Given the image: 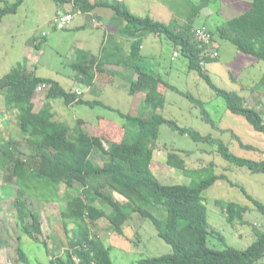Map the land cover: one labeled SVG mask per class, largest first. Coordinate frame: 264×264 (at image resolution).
<instances>
[{
    "label": "trees",
    "instance_id": "1",
    "mask_svg": "<svg viewBox=\"0 0 264 264\" xmlns=\"http://www.w3.org/2000/svg\"><path fill=\"white\" fill-rule=\"evenodd\" d=\"M25 1L17 0L11 4L6 1L4 7L0 6V24L5 17L17 14ZM51 1L61 8L72 4L73 9L84 12H92L99 6L92 5L89 0ZM211 2L204 0L195 6L189 20L182 26L177 21L165 24L151 17H139L124 2L114 0L101 4L110 7L127 24L122 32L132 38V49L131 59L126 64L139 75L130 93L132 96L137 93L146 95L142 105L144 115L125 114L98 99L86 100V92L78 95L68 91L56 80L30 72L26 60L1 79L0 90L6 93L7 109L19 113L18 139L12 137L5 143L0 133V170L7 172L3 188L4 191L5 188L8 190L5 191L7 195L12 192V185L18 188L15 201L17 224L21 223L27 235L39 240L38 236L43 231L42 216L28 204L29 197L36 194V197L44 198L45 202L60 203L65 229L74 226L73 236L68 235L69 248L64 255L51 257L50 264H115L111 247L105 244L100 235L95 237L92 234L91 226L106 218L112 232L125 237V225L133 214L149 220L159 237L173 249L170 254L143 259L138 264H264V231L256 230V241L245 250L229 246L226 238L209 224L204 193L217 182L225 181L240 188L263 215L264 203L253 198L244 187L233 183L226 175H215L213 163L204 169H189L185 159L178 154L183 151L174 148L168 154V167L187 176L198 172L205 178L192 185H164L155 172V149L159 144L161 127L167 125L195 142L216 146L226 161L246 167L253 173L264 174V160L237 157L212 135L204 136L193 128L182 127L177 121L164 117L160 111L166 106V94L175 91L201 108L206 122L217 128L216 123L209 118L205 102L168 83L155 69L146 67L141 55L144 37L158 35L167 38L188 60L189 70L198 72L226 101L229 111L245 117L257 132L264 135V117L261 112L249 107L247 99L238 93L219 88L209 75L207 65L218 62L220 57L212 58L209 50L195 44L194 21ZM206 25L202 24L208 28ZM210 31L215 37V32ZM217 32L240 52L264 62V0H253L247 12L219 26ZM37 40L35 38L33 42L35 48L40 50ZM105 62L99 61L89 52H79V59L73 65L78 75L77 82L85 87L93 86L99 76L107 75L110 80L108 83L112 84L111 79L115 75L102 69ZM261 80L264 85V75ZM41 83L50 86L46 96L49 102L61 100L68 107L102 106L117 112L126 122L119 124L99 118L95 124L96 131L91 135L83 128L86 124L84 119L78 120L75 129L66 122L57 121L56 113L49 103L36 112L34 101ZM23 147L29 150V154L22 152ZM244 148L253 149L251 146ZM183 153L192 154L188 151ZM94 156L99 157L102 165L93 162ZM115 194L124 201L115 198ZM217 206L222 209L230 225L247 224L245 216L251 211L250 207L222 201L217 202ZM211 236L217 238L224 249L212 247ZM18 255L27 263L28 258L21 246L18 247ZM74 257L78 258V263Z\"/></svg>",
    "mask_w": 264,
    "mask_h": 264
},
{
    "label": "rangeland",
    "instance_id": "2",
    "mask_svg": "<svg viewBox=\"0 0 264 264\" xmlns=\"http://www.w3.org/2000/svg\"><path fill=\"white\" fill-rule=\"evenodd\" d=\"M6 1L11 4L17 0H0V6L4 7ZM132 1L138 4L137 11L141 17H151L165 24H171L174 21L181 23V19L189 20L193 8L199 6L204 0H125L127 7H131ZM211 1L210 5L204 8L194 21L196 27L202 26L205 22L206 26L215 32V42L220 47V59L216 63L208 64L207 71L219 88L243 96L247 99L248 106L256 108L264 117V85L261 80L264 75V62L240 52L233 43L222 39L217 32L219 26H223L228 21L247 12L253 0ZM56 10L57 5L51 0H26L25 6L19 9V14H14L17 16L9 15L2 20L0 24V79H3L11 70L24 62L22 58L27 46L34 45L32 41L34 36L46 33L47 37H42L44 41L42 54L38 53L41 56L36 61L38 76L59 80L68 90L73 89L74 86L80 89L81 85L76 84L70 77L77 73L70 66L75 56L72 49L74 42L78 38H83V35H88L91 29L87 30L86 34L81 35L65 31L56 33L52 23ZM210 13L212 14L208 20L206 18ZM77 20L78 18L75 19V22ZM93 31L96 33L98 31L96 39L98 44L104 36L99 33V30L94 29ZM147 52L152 53L150 57L152 60L154 58V69L168 83L205 102V109L209 118L213 123H216L217 128L206 122L201 108H197L189 99L175 91H168L166 94V106L160 111L164 117L177 121L182 127L193 128L204 136L212 135L213 138L221 140L229 147L237 157L254 161L264 160V135L257 132L245 117L229 111L226 101L217 95L199 73L189 70L188 60L172 42L164 37L161 43L155 44L151 48L149 46ZM173 58L175 59L173 60ZM168 69L171 70L169 76L165 74ZM117 79L118 82H121L119 77ZM115 86L114 88L107 87L98 100L125 114L133 116L145 114L142 106L135 103L137 100L133 96L118 88L117 84ZM82 88L86 91L85 98L91 100V89L88 90L84 86ZM87 90L90 93H87ZM44 93L46 94V92ZM45 100L46 97L40 99L41 104H44ZM58 102L63 103L61 100ZM56 113V119H64L74 129L77 127L78 118L86 120L83 128L91 135L96 131L95 124L99 118H107L119 124L126 122L117 112L102 106L91 108L83 105L68 110L65 106L58 104L56 105ZM8 121L9 124L6 125L9 128L8 136L18 139L20 130H18L19 120L17 116L10 117L7 119ZM244 146H251L253 149H247ZM173 148L192 153L191 155L183 152L178 153L185 159L189 169H204L213 163L215 175H226L233 183L244 187L253 198L264 203V174L253 173L246 167H239L226 161L219 154L216 146L195 142L190 137L181 135L167 125L161 127L159 144L155 149V172L162 184L192 185L194 182L199 183L205 178L203 174L198 172L192 176H187L179 170L168 167L166 164L168 154ZM22 152L29 154V150L24 147ZM93 162L102 165L97 156L93 157ZM6 177L7 172L1 169L0 216L8 222L11 221V228L14 230L11 233L14 238V245L20 243L21 249L28 258L27 263H25L19 258L15 250L10 249V259L15 258L16 260L9 262L13 264H50L51 257L62 256L69 248V236H73L72 229L74 226L71 225L67 229L68 231L65 229L60 203H43L45 202L44 198L36 199L34 195L30 207L41 212L43 231L38 236L39 240L31 238L24 232L21 223L17 224L20 227L16 226L18 219L17 216H14L16 215L14 208L17 206L15 201L18 188L12 185L13 190L9 197L5 193L8 190L5 188L4 191L3 188ZM204 197L208 206L211 228L221 233L229 246L245 250L256 241V230L264 231V215L255 209L240 188L233 187L228 182L219 181L204 193ZM115 198L124 201L118 194H115ZM2 201H4L3 207L1 206ZM219 201L235 202L250 207L251 211L245 216L247 224L230 225L222 209L217 206ZM9 216L13 219L10 218V220ZM125 228V237H121L112 232L110 222L106 218L91 226L92 234L95 237L100 235L105 244L111 247L115 264H138L143 259L161 257L172 253V247L159 237L153 224L140 215L133 214ZM19 238L21 242H19ZM1 240H3L2 237ZM210 244L216 249H224L223 244L214 236H211ZM0 250L2 249L0 248Z\"/></svg>",
    "mask_w": 264,
    "mask_h": 264
},
{
    "label": "crops",
    "instance_id": "3",
    "mask_svg": "<svg viewBox=\"0 0 264 264\" xmlns=\"http://www.w3.org/2000/svg\"><path fill=\"white\" fill-rule=\"evenodd\" d=\"M25 2L21 6L20 9H22L25 6ZM89 2L91 3L92 0H89ZM124 3H125V1H124ZM138 7H139L138 4L135 3L134 1H132L131 7L130 8L128 7V8L130 9V11L133 14L141 17V14L137 11ZM59 9H61V7L57 5V10H56L54 16L59 11ZM63 9L64 10L73 9L72 4L71 5L67 4L65 7H63ZM93 12L95 13L96 18L98 19L97 25H92L86 16H76L75 19L78 18V20L76 22L74 20L75 23L73 22V25L71 26V28H69V29H67V31H65V32H69V33L75 32L74 34L81 35L84 33L86 34L87 30L91 29V32L88 35H83L84 36L83 38L82 37L78 38L74 42L72 50L74 51L75 56H74V59L72 60L70 66H71V68H73V65L79 59V52H83V51L89 52L90 54L98 57L99 61L100 60H106L102 69H105V72H111L112 74H114L115 78L111 79V80H113V82H112V84H109L108 83L110 81L109 76H107V75L102 76V77L99 76L97 78V80L94 82L93 86H87L88 90L91 89V93H90V91L87 90V93H90V95L92 96L91 100L99 99L100 97H102V92L104 90H106L107 87L114 88V87H116L115 86L116 84H117L118 88L126 91L127 93H129L131 95V93H130L131 87H132L133 83H136L138 81L139 75L137 74V72L134 69H132V67H130L129 65L126 64V62L130 61V59H131L130 57H131V49H132V47H131L132 38L129 36V34L124 35L122 32L123 29H126L127 24L125 23V21L121 17H119L108 6L99 5L95 8V10H93ZM18 14H19V11L17 12V15ZM211 14L212 13H210V15H208L206 19L209 20V17H211ZM17 15H14V16H17ZM152 19L157 21V19H155V18H152ZM181 21L182 22L181 23L178 22V24L182 26V25H185L188 20L185 21V20L181 19ZM158 22H160V21H158ZM53 29L56 33H59V31L55 30L54 26H53ZM94 29L99 30V33H102V36H104L103 40L101 38L99 40L98 44L96 43L98 31L96 33L93 31ZM77 35H75V36H77ZM42 37H44V36L39 35L36 37L34 36V38L32 39V41H33L35 38H38L36 44H39L40 50L35 48V45L27 46L26 52L24 53V57L22 58V59H24V61L25 60L27 61V63H28L27 66H28L29 71L36 73V74H37L36 61H38L39 57L41 56L42 48H43L42 47L43 46ZM163 38L164 37H160L158 35H154V36L149 35V36H146L143 38V43L141 46V55H142L143 61L145 62L146 67L154 69V64H153L154 58L152 60V57H150V55L152 53L147 52L148 47L150 46V48H151L152 46L154 47L155 44L161 43ZM38 53H41V54H38ZM220 57H221V54H220ZM174 59L175 58H173V60ZM34 69H36V70H34ZM170 71L171 70L168 69L165 72V74L169 76ZM77 76L78 75L76 73V75H71L70 77L76 84H79L77 82V80H78ZM39 77H41V76H39ZM118 77L121 79V82H118V79H117ZM43 78L53 79L50 77H43ZM53 80H55V79H53ZM56 81L61 83L59 80H56ZM61 85H62V83H61ZM80 85L81 84H79V86ZM83 86L84 85H81L79 90L82 92H86L85 90H83V88H82ZM75 89H77V88L74 86L73 89H70V90L67 89V90L73 91ZM5 95H6L5 91L0 90V124H1L0 132H1L2 137H3L2 140L5 143H8L10 141V138H12V136H10V135L8 136L9 128H7L6 125L9 124V121L7 122V119H9L12 116L13 117L17 116V118L19 120V113H18V111H9L7 109ZM46 96H47V92H46V94L45 93H37L35 101H34L36 112H39L40 110H42L45 107V105L48 103L51 104L53 111L55 113H56V105H58V104L65 106V108H67L68 110H70V109L73 110L77 107V106L76 107L75 106H71V107L69 106L68 107L64 104L63 101H62L63 103H59L58 102L59 100L49 102L47 100ZM44 97H46V100L44 101V104H41L40 99L42 100V98H44ZM84 97H86V94ZM133 97L137 100L135 103L142 106L146 95L144 93H137ZM86 100H88V99H86ZM56 117H57V113H56ZM58 119L59 118H57L56 120L60 121V122H66L64 119H61V120H58ZM77 120H80V119L78 118ZM66 123H68V122H66ZM68 124H70V123H68ZM36 196H34V198L38 199L39 197H36ZM32 198L33 197H29L30 200H29L28 204L30 206H31V199ZM4 199H6V198H4ZM3 202L4 201H2V203H1L2 207H3ZM43 203H46V202H43ZM43 203H41V204H43ZM50 203H52V202H50ZM41 206H43V205H41ZM14 210L17 213L16 207L14 208ZM37 212H39L41 214L40 211H37ZM14 216H16V215H14ZM41 216H42V214H41ZM10 218L13 219L12 217L9 216V219ZM16 226H18L17 221H16ZM11 227H12L11 221L8 222V220H4L0 216V238L1 237L3 238V240L0 241V248L2 249V250H0V264L7 263L10 260H13V262H15V260H16L14 257H13L14 259H10L11 256H10L9 252H10V249H13L18 253V247L20 246V243H17L16 246L14 245V243H15L14 238L11 234L12 231H14V230H12ZM18 240H19V242H21L20 238ZM3 245H4V248H3Z\"/></svg>",
    "mask_w": 264,
    "mask_h": 264
},
{
    "label": "built area",
    "instance_id": "4",
    "mask_svg": "<svg viewBox=\"0 0 264 264\" xmlns=\"http://www.w3.org/2000/svg\"><path fill=\"white\" fill-rule=\"evenodd\" d=\"M101 1L103 0H92V4L101 2ZM116 1L122 2L124 0H116ZM76 16H87L89 18V22L92 25H97L98 19L96 18L93 12H84L81 9H70V10L60 9L56 13V15L54 16L55 18L52 21L55 30L64 31V30L71 28ZM193 35H194L195 44L199 48L205 49L207 51L209 50L210 51L209 53H211L212 58L214 59L220 57V51H219L220 47L215 42L213 34L207 27L205 26L194 27ZM43 36L46 37L47 34L45 33ZM49 88L50 86L47 83H41L40 86L38 87V93L48 92ZM74 92H76L78 95L83 94V92L80 91L79 89H75ZM74 260L77 263L79 262L78 258L76 257L74 258ZM4 264H13V263L7 262Z\"/></svg>",
    "mask_w": 264,
    "mask_h": 264
},
{
    "label": "clouds",
    "instance_id": "5",
    "mask_svg": "<svg viewBox=\"0 0 264 264\" xmlns=\"http://www.w3.org/2000/svg\"><path fill=\"white\" fill-rule=\"evenodd\" d=\"M112 1H114V0H111V1H109V0H103V1H101V2H97V3H93L92 4V2H91V4L92 5H94V6H96V5H101L102 3H106V2H112ZM125 1V0H124ZM124 1H122V2H124ZM120 2V1H119ZM93 12V11H92ZM94 13V12H93ZM95 14V13H94ZM96 16V15H95ZM87 17V16H86ZM75 258V257H74Z\"/></svg>",
    "mask_w": 264,
    "mask_h": 264
}]
</instances>
